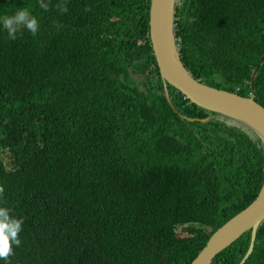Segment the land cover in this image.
Instances as JSON below:
<instances>
[{"label": "trees", "instance_id": "trees-1", "mask_svg": "<svg viewBox=\"0 0 264 264\" xmlns=\"http://www.w3.org/2000/svg\"><path fill=\"white\" fill-rule=\"evenodd\" d=\"M59 2L0 0V19L39 21L15 40L0 23V207L24 218L9 262L190 264L257 196L264 146L164 85L150 0ZM174 35L195 79L264 107V0H176ZM250 237L211 264H238ZM242 264H264V220Z\"/></svg>", "mask_w": 264, "mask_h": 264}, {"label": "water", "instance_id": "water-1", "mask_svg": "<svg viewBox=\"0 0 264 264\" xmlns=\"http://www.w3.org/2000/svg\"><path fill=\"white\" fill-rule=\"evenodd\" d=\"M175 4L176 0H150L149 3V39L164 85L168 83L173 86L190 102L207 111L246 125L264 146V107L254 99L252 91L248 96H242L233 91L210 86L195 79L185 68L174 35ZM254 75L255 70L252 78ZM166 96L168 97L167 90ZM263 220L264 179L255 199L216 229L190 264H211L220 251L250 230L248 249L238 263L242 264L253 250L256 230Z\"/></svg>", "mask_w": 264, "mask_h": 264}, {"label": "clouds", "instance_id": "clouds-1", "mask_svg": "<svg viewBox=\"0 0 264 264\" xmlns=\"http://www.w3.org/2000/svg\"><path fill=\"white\" fill-rule=\"evenodd\" d=\"M41 9L48 11L49 3L39 0ZM53 7L60 13H67L68 7L66 0H60ZM3 28L6 30L9 39H17L18 33L22 35V30L29 31L35 37L39 31V21L27 7H21L12 15H5L0 19ZM263 57V56H262ZM5 187L0 186V197H3ZM9 207H0V259L10 264L9 257L14 254V248L21 246L19 234L23 231L24 218L12 215Z\"/></svg>", "mask_w": 264, "mask_h": 264}, {"label": "rangeland", "instance_id": "rangeland-1", "mask_svg": "<svg viewBox=\"0 0 264 264\" xmlns=\"http://www.w3.org/2000/svg\"><path fill=\"white\" fill-rule=\"evenodd\" d=\"M186 228H188V227H186V225L178 227L176 229V232L181 233V234H183V236H185V235L189 234L188 231L185 230Z\"/></svg>", "mask_w": 264, "mask_h": 264}, {"label": "bare ground", "instance_id": "bare-ground-1", "mask_svg": "<svg viewBox=\"0 0 264 264\" xmlns=\"http://www.w3.org/2000/svg\"><path fill=\"white\" fill-rule=\"evenodd\" d=\"M128 10V9H127Z\"/></svg>", "mask_w": 264, "mask_h": 264}]
</instances>
